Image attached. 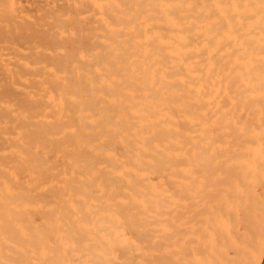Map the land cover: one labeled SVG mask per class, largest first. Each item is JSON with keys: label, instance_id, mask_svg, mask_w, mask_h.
I'll return each mask as SVG.
<instances>
[{"label": "bare ground", "instance_id": "obj_1", "mask_svg": "<svg viewBox=\"0 0 264 264\" xmlns=\"http://www.w3.org/2000/svg\"><path fill=\"white\" fill-rule=\"evenodd\" d=\"M0 264H264V0H0Z\"/></svg>", "mask_w": 264, "mask_h": 264}]
</instances>
